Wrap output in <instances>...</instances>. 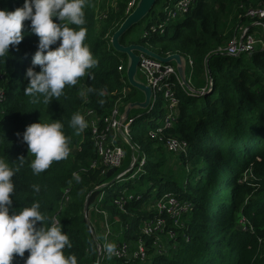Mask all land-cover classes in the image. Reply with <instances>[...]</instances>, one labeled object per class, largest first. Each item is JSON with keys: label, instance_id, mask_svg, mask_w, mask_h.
Instances as JSON below:
<instances>
[{"label": "trees", "instance_id": "16d2710c", "mask_svg": "<svg viewBox=\"0 0 264 264\" xmlns=\"http://www.w3.org/2000/svg\"><path fill=\"white\" fill-rule=\"evenodd\" d=\"M133 1L87 0L86 23L80 27L87 29L84 43L97 64L77 85L66 86L58 100L45 103L39 94H24L25 72L38 44L29 27L22 29L17 48L10 46L0 60V159L19 168L12 177V210L38 201L43 215L61 222L72 243L65 255L74 254L77 264H264V51L239 56L219 51L240 36V30L254 29L255 21L246 12L264 5V0H196L189 13L170 20L178 0H157L122 37L123 46H143L163 58L178 54L192 61L187 78L198 93L175 88L179 105L171 127L164 125L167 113L161 95L153 109L161 108L158 115L153 118L148 110L134 120L129 138L145 163L140 168L139 160L117 181L115 169L103 174L101 165L94 167L99 158L85 115L92 112L102 120L118 104L124 107L137 99L126 77L127 56L111 44L133 12ZM22 5L23 0H0V9L13 11ZM89 87L94 91L87 93ZM75 113L88 123L80 134L70 126ZM39 120L63 123L69 155L34 174L29 166L34 156L17 133ZM152 132L160 138H152ZM171 139L186 143L187 154L170 152ZM32 185H38L39 192ZM167 195L186 207L178 225L157 208ZM162 217L163 231L147 235L146 224ZM109 243L115 249L126 246L128 255L118 259L100 252ZM140 245L143 260L134 256ZM13 264H24V258L14 256Z\"/></svg>", "mask_w": 264, "mask_h": 264}, {"label": "clouds", "instance_id": "9594fccd", "mask_svg": "<svg viewBox=\"0 0 264 264\" xmlns=\"http://www.w3.org/2000/svg\"><path fill=\"white\" fill-rule=\"evenodd\" d=\"M86 3L87 0H23V5L13 11L0 9V60L9 54L10 46L16 49L21 43L22 29L26 26L38 37L37 50L25 72L28 80L24 89L26 96L39 94L45 103L53 98L58 100L64 95L66 86L77 85L79 78L97 64L89 46L84 43L87 29L80 27L86 23ZM93 91L91 87L87 89V93ZM80 94L86 95L84 91ZM70 126L80 134L88 123L84 116L75 113ZM17 137L34 156L29 165L34 174L69 155V138L59 120L31 123L22 134L17 133ZM18 160L23 164L24 157ZM18 171V167H10L0 159V264H13L14 256L24 258V264H77L74 254L65 255L64 250L71 249L72 243L62 231L61 222L43 215L38 201L18 212L12 210L15 192L12 177ZM32 190L39 192L40 189L38 185H32ZM105 248L111 254L115 245L109 243Z\"/></svg>", "mask_w": 264, "mask_h": 264}, {"label": "built area", "instance_id": "2783aa9c", "mask_svg": "<svg viewBox=\"0 0 264 264\" xmlns=\"http://www.w3.org/2000/svg\"><path fill=\"white\" fill-rule=\"evenodd\" d=\"M134 0L132 6L135 5ZM196 0H178L173 10H170L168 20L177 19L189 13L192 9ZM246 17L254 20V26L263 28V35L261 39L257 38V34L254 33L253 29L247 28L240 36H235L228 46L219 51L226 53L229 56H239L240 54L252 55L257 50L264 51V5L258 8H250L246 12ZM192 65V61L188 62ZM120 71L124 70V66L119 68ZM139 70L146 85L152 88L153 99L151 101L150 107L154 109L155 103L159 100V94H163L166 105L165 108L168 113L165 117V126L171 127L174 121V114L177 112L179 105V100L175 94V88L181 87L185 89L178 75L175 65L166 64L144 55H141ZM200 96H204L205 92L199 93ZM195 95V94H192ZM3 95H0V99ZM123 106L118 104L112 112L102 120L97 118L92 112H88L85 115L86 120L89 122L92 132L95 136L96 141V152L99 158V163L94 164V167L101 165L104 168L103 174L109 169L117 168L122 165L126 158V151L123 144L120 142L117 130L119 127V116L121 114ZM139 118L130 116L127 123L123 125L122 129L125 134L129 137L130 128L134 120ZM103 122V129L100 130L99 123ZM151 137L154 139L160 138L159 134L152 132ZM167 146L170 152L175 154H187V144L180 142L179 140L171 139L167 142ZM140 168L145 163V159H140ZM132 199V197H130ZM157 208L160 214H168L170 219H173L178 225V218L182 214L186 207H182L180 202L170 195H167L164 199L160 200L157 204ZM245 223V220L242 221ZM166 226V218H159L155 222H150L145 226V233L147 235H152L156 231H163ZM171 236H174L172 233ZM100 252L105 253V255H110L118 259H123L128 255V248L126 246L117 247L113 253L109 254L104 247L100 248ZM135 258L145 259V250L142 245L139 247V251L135 253Z\"/></svg>", "mask_w": 264, "mask_h": 264}, {"label": "water", "instance_id": "95a60500", "mask_svg": "<svg viewBox=\"0 0 264 264\" xmlns=\"http://www.w3.org/2000/svg\"><path fill=\"white\" fill-rule=\"evenodd\" d=\"M156 3H157V0H137L134 5L133 12L128 16V18L120 26L118 31L115 32V34L111 38V44L114 50L118 53H121L127 56L126 77H127L128 83L137 91V93L143 94L142 95L143 100L141 102L135 101V102H131L125 105L122 108L121 114L119 116V127L117 130L119 140L126 146V148H129L131 150V164L130 166L127 167L126 171L122 175H119V178L124 177L128 173L133 171L136 168L141 158L140 150L131 142L130 138L125 134L122 127L123 125L127 123L133 110L140 109V108L151 110L150 104L153 99L152 88L146 85V83L142 82V80L139 77V74H140L139 64H140L141 55H144L148 58H151V59H154V60L166 63V64L175 65L178 75L184 87L190 92V94L198 93L194 89H192V87L188 83V78H187L188 62L186 58H184L183 56L175 54L167 58H163L157 54H154L153 52H151L150 50L146 49L143 46L131 45V46L126 47L121 44L122 37L133 26L137 25L141 20H143L147 16V14L150 13V11L153 9ZM119 178L117 177V179ZM105 185L101 187H104ZM90 196H91V193L88 195L86 203H85V209H84L85 214L88 211V204H89Z\"/></svg>", "mask_w": 264, "mask_h": 264}, {"label": "rangeland", "instance_id": "374dc122", "mask_svg": "<svg viewBox=\"0 0 264 264\" xmlns=\"http://www.w3.org/2000/svg\"><path fill=\"white\" fill-rule=\"evenodd\" d=\"M242 27H244V26H242ZM247 28H249V27H246V28H244L243 30H240V31H239V34L241 35V34H242ZM253 31H254L255 34H257V38H258V39H261V38H262V35H263V28H262V27L254 26ZM136 32H139V33H140V32H141V29H140V28H137ZM139 72H140V71H139ZM139 77H140V79L142 80V82L145 83V80L143 79V76L141 75V73L139 74ZM142 95H143V94L138 93V96H137L136 102H141V101L143 100ZM160 95H161V97H162V98L164 99V101H165V98H164L163 94H159V98H161ZM160 105H161V108H162V109H165L166 101L163 102V103H161ZM161 108H160V109H161ZM160 109H156V110L151 109V111H153V112L151 113V116L154 118L156 115H158ZM146 112H149V111H148L147 109L140 108V109L133 110L130 116H132V117L142 116V115H145ZM166 113H168V110H167V109H166ZM120 142H121V141H120ZM121 143H122V142H121ZM122 144H123V143H122ZM123 146H124V149H125V151H126V158H125V161L122 163V165H121L120 167L110 169V170H114V169L116 170L117 173H116L115 175H116L118 178H119V175H122V174L126 171L127 167L130 166V164H131V150H130L129 148H126V146H125L124 144H123ZM117 177L115 178V180L120 181V180L123 179L125 176H124V177H121V178H119V179H117ZM105 186H107V185H105ZM108 230H109V229H108Z\"/></svg>", "mask_w": 264, "mask_h": 264}]
</instances>
